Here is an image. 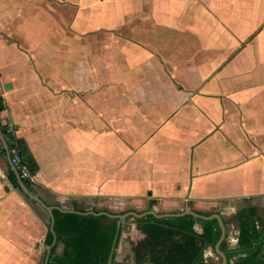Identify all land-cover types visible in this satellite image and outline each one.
<instances>
[{"label": "crops", "instance_id": "obj_1", "mask_svg": "<svg viewBox=\"0 0 264 264\" xmlns=\"http://www.w3.org/2000/svg\"><path fill=\"white\" fill-rule=\"evenodd\" d=\"M244 1L192 9L193 0H0V117L38 165L36 180H23L29 191L65 210L112 213L208 212L203 204L222 201L224 211H210L225 220L227 247H238L237 213L264 207V152L249 140L264 129V42L255 20L264 18V0H246L250 9ZM249 24L256 36L243 43ZM194 39L232 56L217 57L216 74L189 88L193 73L170 65ZM4 130L0 264H44L51 217L21 188ZM136 220L122 222L115 261L152 264L135 246L154 221ZM204 264H221L212 246Z\"/></svg>", "mask_w": 264, "mask_h": 264}, {"label": "trees", "instance_id": "obj_2", "mask_svg": "<svg viewBox=\"0 0 264 264\" xmlns=\"http://www.w3.org/2000/svg\"><path fill=\"white\" fill-rule=\"evenodd\" d=\"M22 150L25 145L20 144ZM33 172L38 169L37 163L30 158L29 152H22ZM156 203L151 201L150 208ZM128 211V210H127ZM123 211L121 213H125ZM211 215L214 212H201ZM55 231L57 243L52 248L49 264H108L118 231V220L105 215H82L78 213H55ZM240 228L239 246L229 249L226 241L221 249L226 252L228 264H264V223L258 225L259 216L256 206L244 207L237 215ZM107 220V222H105ZM154 221L147 231L150 237L135 246L136 253L149 251L152 264H204V252L208 246L215 247L221 236V228L217 219L205 220L192 215L157 218L148 215L136 221ZM202 225L198 232L195 224ZM119 231L115 249L117 248ZM157 239V240H156ZM53 242V233L49 229L46 244ZM59 243L65 245L62 256L56 255ZM244 256H239L243 255ZM112 264L115 261V251Z\"/></svg>", "mask_w": 264, "mask_h": 264}, {"label": "rangeland", "instance_id": "obj_3", "mask_svg": "<svg viewBox=\"0 0 264 264\" xmlns=\"http://www.w3.org/2000/svg\"><path fill=\"white\" fill-rule=\"evenodd\" d=\"M208 0H198L195 1L193 0L191 8L193 9L197 4H199V2H201V5H207ZM222 0H213V8L215 9H219L220 5L222 4L221 2ZM215 4V6H214ZM249 4L248 1H244V8L246 9H250L249 8ZM199 5H197L198 7ZM263 9L264 11V7H263V3H260L259 6L257 7V9ZM220 9H224L223 6L220 7ZM247 13L249 14V11L247 10ZM260 13V12H258ZM262 15H264V12L261 13ZM223 21H225V19L221 18ZM257 22L261 23V26L256 30V32H259V35H261L259 37V40L261 42H264V18H259L257 17L255 19ZM246 29V30H245ZM245 32L242 35L243 37V43L244 42H248L254 39V37L256 36V32H254L253 34L251 33L252 27L251 25H246L245 26ZM231 30V28L229 29ZM227 30V31H229ZM263 30V32H262ZM260 32H262L263 34H260ZM195 40V39H194ZM258 40V41H259ZM201 41H197V39L195 41H193V43H189L188 46L185 48H181L176 50L175 53V61L173 63H171L170 68L175 71L177 73V75H188V73H193L192 79H193V84L192 82L188 85L189 88H194L196 86L199 85V82L196 81V77H200L201 75H205V77L207 75H213L216 74V72L219 70V65L217 64V57L221 61L224 60V62H227V59L230 58L232 56V50L231 49H211V48H207L206 46H203L200 44ZM190 45V46H189ZM250 63V62H249ZM235 66H231V68L233 69ZM178 84L181 88L182 83L180 81H178ZM194 85V86H193ZM201 87H199L200 89ZM198 89V88H197ZM2 121L3 118H2ZM254 133H257L256 136L254 138H250L249 140H252L254 142L255 145L258 144H262L261 146H259V149L262 150V152H264V129L262 128L261 130L258 129V131H253ZM255 196V195H253ZM222 201H219L217 204H215L214 206L212 205H208V204H203L202 208L204 209V207H206L209 211L210 209L216 210H225V207L221 204ZM224 205H226L225 203H223ZM131 204L129 205H122L121 208H125L127 209L128 207H130ZM258 209V216H259V221H258V225H260L261 223H264V207H262L261 205L256 206ZM112 210L119 212L120 210V206L113 204V206L111 207ZM125 211V210H124ZM211 211V212H212ZM231 212H226V217L231 218L232 217V210H229ZM123 212V211H122ZM238 215V213H237ZM236 215V216H237ZM132 218V217H131ZM238 219V218H237ZM234 220V218H233ZM105 222H107V220H105Z\"/></svg>", "mask_w": 264, "mask_h": 264}, {"label": "water", "instance_id": "obj_4", "mask_svg": "<svg viewBox=\"0 0 264 264\" xmlns=\"http://www.w3.org/2000/svg\"><path fill=\"white\" fill-rule=\"evenodd\" d=\"M5 148H6L7 152H8V146H7L6 143H5ZM9 159H10V156H9ZM10 162H11V160H10ZM11 164H12V162H11ZM13 169L15 170V172H16L18 178H19L21 188L25 191V193L27 195H29L32 199H34L35 201L39 202L45 209H47V211L49 212L50 217H51L50 230L53 233V242L48 246L46 257H45V260H44V264H49V259H50L52 248L57 243V233L55 231L56 219H55L54 209H59V210H61L64 213H78V214H82V215L93 214V215H97V216L105 215V216H107L109 218H114V219L118 220V231H117V235H116V238H115V242H114V245H113L111 257H110V260H109L108 264H112L113 254H114V251H115V244H116V241H117V237H118L119 231L121 229V224L127 218H131L132 217L134 219H139V218H144V217H146L148 215H154L157 218L178 217V216H184V215H192V216H194L196 218L205 219V220L217 219L218 222H219L220 228H221V236L218 239L214 249H215V252L218 255V257L221 259V264H228L227 254H226L225 251H223L221 249V244L226 240V237H227V225L225 223V220H224L223 216L220 213L215 212V213H213L211 215H204V214H201L198 211H196L194 209H191L189 207L187 209L181 211V212H166V213H158L154 209H149V210L144 211V212H137V211L131 210V211H127L125 213H112L110 211H96V210H89V211L65 210V209H62V208H60L58 206L47 205L41 198H39V197L35 196L34 194H32L29 191V189L25 186V183H24L23 179L20 178L19 172H18V170L16 169V167L14 165H13Z\"/></svg>", "mask_w": 264, "mask_h": 264}, {"label": "built area", "instance_id": "obj_5", "mask_svg": "<svg viewBox=\"0 0 264 264\" xmlns=\"http://www.w3.org/2000/svg\"><path fill=\"white\" fill-rule=\"evenodd\" d=\"M0 125H5L4 141L8 146V153L12 164L18 170L21 179L33 183L36 180V174L30 168L22 153L13 123L9 120L5 123L2 121V117H0Z\"/></svg>", "mask_w": 264, "mask_h": 264}]
</instances>
